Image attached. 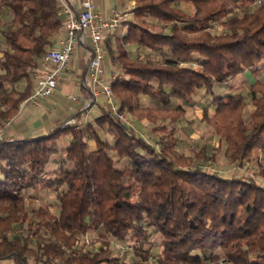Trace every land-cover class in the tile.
Instances as JSON below:
<instances>
[{"label": "trees", "instance_id": "trees-1", "mask_svg": "<svg viewBox=\"0 0 264 264\" xmlns=\"http://www.w3.org/2000/svg\"><path fill=\"white\" fill-rule=\"evenodd\" d=\"M58 7L59 0H0V129L30 94L39 60L61 29ZM4 8L10 12L6 21ZM215 20L222 30H211ZM122 23L126 31L116 48L105 44L119 69L111 87L119 109L147 120L157 139L135 132L105 108L95 123L111 141L99 136L92 121L76 122L87 108L39 136L0 135V260L150 264L154 257L155 264H220L222 257L225 264H264V184L245 173L216 174L180 152L175 122L185 108L172 103L200 89L207 100L201 120L225 141L236 166L252 159L253 147L264 151V79L250 83L248 98L213 91L214 83L245 69L255 72L264 58V0H135L132 16ZM131 43L146 53L131 54ZM249 102L254 108L246 120ZM58 152L62 160L47 174ZM194 155L205 158V147ZM252 160L255 174L264 178V158ZM36 188H53L55 214L29 205ZM24 222L26 227L8 233ZM149 227L162 235L156 254ZM92 231L96 248L79 239ZM126 238L131 260L114 253V242Z\"/></svg>", "mask_w": 264, "mask_h": 264}, {"label": "crops", "instance_id": "crops-1", "mask_svg": "<svg viewBox=\"0 0 264 264\" xmlns=\"http://www.w3.org/2000/svg\"><path fill=\"white\" fill-rule=\"evenodd\" d=\"M65 1L68 4H70L73 8L77 7V0H65ZM131 6H135V0H95V10L102 16H109L112 10L115 8L123 9V8H130ZM132 14H133V10L132 13L127 18L131 17ZM124 19L126 18L120 19L112 34L108 35L105 38V44L106 41L108 40L112 44V47L114 49L116 48V44L118 42L119 37L122 36L126 31V26L122 23ZM63 34H64V30L61 25V29L56 35V38L53 43L61 39L63 37ZM132 44L134 43L128 44L126 45V47L131 54H135L136 53L135 49L138 46L136 44L135 46ZM90 54H91V50L90 47L88 46V41L87 43L78 44L67 62L65 68V74H66L65 78L57 82L53 93L49 97L41 101L39 105L37 106L33 105L29 100H26V98L22 100L19 104V109L17 114L12 119H10L9 122L10 125L6 129L5 136L35 137L45 134L49 130H51L54 126L60 124V122L65 120L71 114L77 112L82 108H87L86 111L80 115L79 119L76 122L81 125L86 121H92L97 129L99 136L103 139H107L111 141V137H109V135L106 133L104 126L102 124L95 123L96 117L99 115L102 108L106 109L107 103L104 96L101 93H97L94 95L91 92L90 82L86 75L87 62ZM262 66H264V58H262L257 63V70L255 72L249 69H245L243 72L239 73L238 75H236L235 77L231 78L229 81L224 83L226 86H223L224 84L214 83L213 84L214 93L226 94L229 92H236L235 90H237L240 87L242 88L246 87L248 90L250 83H252L256 78L264 79L262 78V73H261ZM102 67H103V77L105 80H111L115 75L119 74L118 66L108 55L103 60ZM34 74L35 72L32 75L31 82H33ZM201 94L202 92L200 89L196 90L192 94V98L194 99L200 98ZM72 95L76 96L77 100H71L69 97ZM140 99L144 104L147 105L153 104V102H151L146 96H141ZM179 101L180 99L174 98L172 100V103L176 104L179 103ZM202 107L200 109H202ZM184 114H186V111L184 112ZM133 117H134V121H133L134 126L135 124L148 122L145 119H138L134 115ZM90 140H92L91 145H89L91 143ZM87 142L89 149L95 148L94 139L90 138L88 139ZM251 153L253 154L252 151ZM53 156L59 157L60 152L54 154ZM252 159L255 158L252 157ZM121 162L123 161L122 160L117 161V164H120ZM55 167H57L56 164H54L50 160L46 166L47 173L50 174L55 169ZM41 190L45 191V189H40V191ZM126 240L131 241L130 238H126ZM0 264H14V262L11 259H2L0 260ZM29 264H36V262L30 259ZM55 264H60V263L57 262Z\"/></svg>", "mask_w": 264, "mask_h": 264}, {"label": "built area", "instance_id": "built-area-1", "mask_svg": "<svg viewBox=\"0 0 264 264\" xmlns=\"http://www.w3.org/2000/svg\"><path fill=\"white\" fill-rule=\"evenodd\" d=\"M134 7L115 8L109 16H102L95 10V0H77L76 8H73L65 0H59L58 14L61 17L64 34L40 58L39 66L33 77L31 91L26 100L37 106L49 97L57 82L65 78L67 62L77 45L88 41L91 54L87 62L86 75L92 94L101 93L106 100L107 111L134 129V117L130 112L119 109L117 96L112 90L111 81L115 79L116 75L111 80H105L102 67V62L107 56L105 38L112 34L120 19L127 18L132 13ZM69 98L77 100L74 95ZM79 239L86 246L93 245L88 233L80 235ZM131 244L132 241H126V239L114 242V253L123 259L125 252L131 250ZM97 245L93 246L96 248ZM149 263L155 264L154 257H150Z\"/></svg>", "mask_w": 264, "mask_h": 264}, {"label": "rangeland", "instance_id": "rangeland-1", "mask_svg": "<svg viewBox=\"0 0 264 264\" xmlns=\"http://www.w3.org/2000/svg\"><path fill=\"white\" fill-rule=\"evenodd\" d=\"M180 6L185 10H190L191 8V5L188 3H183ZM9 16H10V12L8 11L7 8H4L2 11V20L6 21ZM222 29L223 27L222 25L219 24V20H215L212 23L211 30L213 32H217ZM132 45L135 46V44ZM137 48L135 49L136 52L141 51V54L146 53V51H144L142 48L140 47ZM261 73H262V78H264V66H262L261 68ZM19 86L22 87L23 83H20ZM223 86L226 85L224 84ZM235 91L244 94L245 97L248 98V90L246 87L243 88L240 87ZM179 103H181L184 106L186 111V114H183V116L178 121L175 122V126L177 127L176 148L180 152L187 154L193 159V161H196L200 165L207 167L216 174L229 175L231 172H235L236 174L245 173L255 176L262 184H264V178H262L260 175L257 176L255 174V172L257 171V166L255 165L256 164L255 161L252 159L248 161L244 160L242 165L240 166H236L234 163H231L228 159L225 141L222 138H220L218 135H216L210 126L202 122V120L200 119L201 118L200 108L205 103H207V100L204 97L203 93L200 95V98L194 99L192 98L191 95V97L188 100L186 101L180 100ZM252 108L254 107L250 102L246 103L243 109V116L246 120L248 119V114ZM212 111L213 109L212 107H210L209 108L210 114L212 113ZM9 122L10 121L5 122L6 123L5 127L0 129V135H6V129L10 125ZM135 126H134L135 132L141 133L143 136H145L148 139L153 138V140H156L159 135L158 132H154L152 130V126L149 122L135 124ZM88 139H90V137H88ZM90 142L91 143L89 145L92 144V140H90ZM202 146L205 147L206 157L205 158L196 157L194 153L198 151ZM251 151L253 152V154L251 153ZM251 151H250L251 158L252 157L261 158V159L264 158V151H262L261 147L255 146V148L251 149ZM53 157H51L50 160L57 166L58 163L61 162L62 160V153H60L59 157H55V156ZM36 192H37L36 197H34V199H32V201L29 202V205L33 206L34 208L41 205L47 208L51 213L55 214L57 211V206L55 204V191L53 190V188L45 189V191L42 190L40 191L39 188H36L35 193ZM24 227H26V222H24L23 224H19V223L14 224L11 230L8 231V233H10L11 231L17 233ZM42 229L44 230L43 227ZM153 230H154L153 228L149 227V231L151 234L150 240H152L151 252L152 254H156L160 252L162 249V245H161L162 235ZM89 236L92 240L95 239L97 236L96 231H92L89 234ZM126 241H130V240H126ZM95 244L97 245L98 243ZM217 252L220 254V256H222L223 249L218 248ZM132 257H133L132 250L129 249L125 252V256L123 259L131 260ZM218 262L220 264H225L224 262H222V257L218 259ZM201 264H213V263L204 260Z\"/></svg>", "mask_w": 264, "mask_h": 264}]
</instances>
